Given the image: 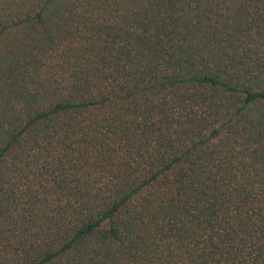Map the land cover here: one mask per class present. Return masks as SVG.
<instances>
[{
	"label": "trees",
	"instance_id": "1",
	"mask_svg": "<svg viewBox=\"0 0 264 264\" xmlns=\"http://www.w3.org/2000/svg\"><path fill=\"white\" fill-rule=\"evenodd\" d=\"M0 264H264V0H0Z\"/></svg>",
	"mask_w": 264,
	"mask_h": 264
}]
</instances>
